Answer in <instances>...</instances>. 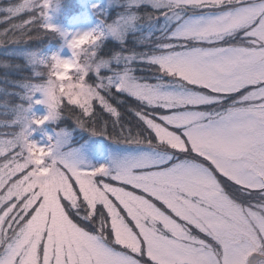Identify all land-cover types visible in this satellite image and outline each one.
<instances>
[{
    "label": "snow or ice",
    "instance_id": "snow-or-ice-1",
    "mask_svg": "<svg viewBox=\"0 0 264 264\" xmlns=\"http://www.w3.org/2000/svg\"><path fill=\"white\" fill-rule=\"evenodd\" d=\"M59 5L0 8V47L71 51L0 63L31 71L0 88V264H264V0H107L75 31Z\"/></svg>",
    "mask_w": 264,
    "mask_h": 264
},
{
    "label": "trees",
    "instance_id": "trees-1",
    "mask_svg": "<svg viewBox=\"0 0 264 264\" xmlns=\"http://www.w3.org/2000/svg\"><path fill=\"white\" fill-rule=\"evenodd\" d=\"M19 0H0V8L3 7H7L9 5H13L15 3H18ZM60 6H61V12H62V16H64V19H69L72 17H75L79 14L84 13L86 10H90V13L92 14V16L94 18L97 19V15H96V9H90L89 7V2L88 0H60ZM101 9H103V7H99ZM121 9L118 8H109L108 12L110 18L114 17L116 12L120 11ZM4 15V13H0V17H2ZM63 19V20H64ZM6 27V25L4 24H0V29ZM62 40H60L58 37L54 36L51 33H48L46 35L43 36L42 39L39 40H33L27 44L24 45H7V46H3L0 47V63L3 62H11V64L15 65L17 63L24 65V61L22 59H18L15 56H9L6 55L7 52H9L10 50H12L13 48L16 47H22V48H26V49H42V48H46V47H58L59 45H61ZM127 44L129 47H135V45L133 44V40L131 38V36L129 37ZM115 50H120V45L118 43H115L111 40L107 41L104 45V49L101 53V55L103 56H108L111 52L115 51ZM40 71H46V69L44 68H40ZM139 74H144L146 75L147 73H138ZM4 77H7L8 80H21L24 78H30L31 77V71L29 68L27 67H22L20 71H16L15 69H8L5 70L2 67H0V88H4V89H14L13 84L9 83L7 80L4 79ZM15 91H21V89L19 88H15ZM4 100H8L11 104H15L18 103V98L15 96H11V97H6L4 95L3 92H0V101H4ZM132 102V101H129ZM121 110L123 111V107L121 108ZM0 111H3L2 109H0ZM127 115V113H126ZM0 119H10V116H3L0 115ZM61 126H68L69 128H71L72 122L70 120H66L63 121ZM56 127V126H55ZM3 129H0V131ZM76 138L77 140L79 139V134H76Z\"/></svg>",
    "mask_w": 264,
    "mask_h": 264
},
{
    "label": "rangeland",
    "instance_id": "rangeland-1",
    "mask_svg": "<svg viewBox=\"0 0 264 264\" xmlns=\"http://www.w3.org/2000/svg\"><path fill=\"white\" fill-rule=\"evenodd\" d=\"M88 2L90 9H93L92 7L93 4H97L98 7H103V8L107 5V0H88ZM63 19L64 16H62L61 6L59 5V11L58 13L54 14L53 23L59 25L64 30H69V31H75L78 29L87 30L89 28L94 27L99 22L98 19L92 16L90 10H86L84 13L79 14L75 17L64 20ZM61 45H59L58 47H51L50 50L59 51L62 57H70L71 51L66 46L61 48ZM39 98L40 96L39 94H37L36 99ZM33 112L38 116H43L46 114V107L44 105H34ZM33 127L35 128L36 126L34 125ZM54 127L55 125L46 122L45 125L41 126L40 128H37L33 132L31 139L38 141L40 144L47 143L45 132H47L48 134H52ZM1 131H5V129Z\"/></svg>",
    "mask_w": 264,
    "mask_h": 264
}]
</instances>
